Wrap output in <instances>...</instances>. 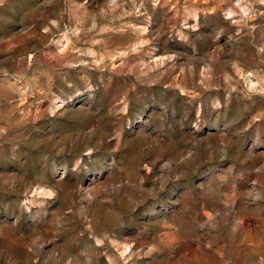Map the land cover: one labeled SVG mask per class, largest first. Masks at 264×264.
Returning a JSON list of instances; mask_svg holds the SVG:
<instances>
[{"label":"rangeland","instance_id":"1","mask_svg":"<svg viewBox=\"0 0 264 264\" xmlns=\"http://www.w3.org/2000/svg\"><path fill=\"white\" fill-rule=\"evenodd\" d=\"M0 264H264V0H0Z\"/></svg>","mask_w":264,"mask_h":264},{"label":"bare ground","instance_id":"2","mask_svg":"<svg viewBox=\"0 0 264 264\" xmlns=\"http://www.w3.org/2000/svg\"><path fill=\"white\" fill-rule=\"evenodd\" d=\"M98 177H100V176H96L95 175V178H98ZM95 178L92 179V181H91V183H90V185L88 187V190H89V193L88 194H93L94 195L96 193V188L99 189V186H98L99 184L97 182V179H95Z\"/></svg>","mask_w":264,"mask_h":264}]
</instances>
